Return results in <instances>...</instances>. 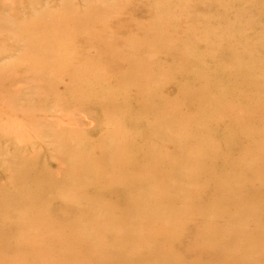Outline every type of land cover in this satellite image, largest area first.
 <instances>
[{
	"label": "rangeland",
	"instance_id": "1",
	"mask_svg": "<svg viewBox=\"0 0 264 264\" xmlns=\"http://www.w3.org/2000/svg\"><path fill=\"white\" fill-rule=\"evenodd\" d=\"M8 195L0 264H264V0H0Z\"/></svg>",
	"mask_w": 264,
	"mask_h": 264
},
{
	"label": "bare ground",
	"instance_id": "2",
	"mask_svg": "<svg viewBox=\"0 0 264 264\" xmlns=\"http://www.w3.org/2000/svg\"><path fill=\"white\" fill-rule=\"evenodd\" d=\"M9 197H10L9 195L7 197H5L6 198V201L8 200L10 202L9 204H7L5 200L0 199V208L3 211V214H5V212H9L11 214L12 213V210L11 209L14 208L15 201L12 200ZM10 224H16V222L12 221V222H10ZM95 256H96V254H95Z\"/></svg>",
	"mask_w": 264,
	"mask_h": 264
}]
</instances>
